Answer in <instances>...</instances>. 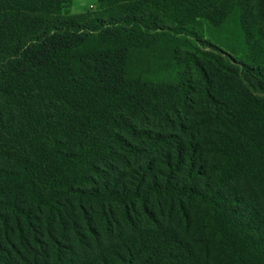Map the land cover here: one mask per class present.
<instances>
[{"label":"trees","instance_id":"1","mask_svg":"<svg viewBox=\"0 0 264 264\" xmlns=\"http://www.w3.org/2000/svg\"><path fill=\"white\" fill-rule=\"evenodd\" d=\"M74 1L0 0V264H264V0Z\"/></svg>","mask_w":264,"mask_h":264},{"label":"rangeland","instance_id":"2","mask_svg":"<svg viewBox=\"0 0 264 264\" xmlns=\"http://www.w3.org/2000/svg\"><path fill=\"white\" fill-rule=\"evenodd\" d=\"M99 10L100 5L96 0H76L66 6L63 9V13L68 16L94 17ZM198 31L204 38L214 41L224 49H228L227 45L230 46V51L232 48L238 50L243 47L242 40L239 38L238 28L234 23L226 28H219L218 26L203 22L198 26ZM234 54L237 58L241 57V55L236 54V51ZM160 77L170 78L167 74H161Z\"/></svg>","mask_w":264,"mask_h":264}]
</instances>
